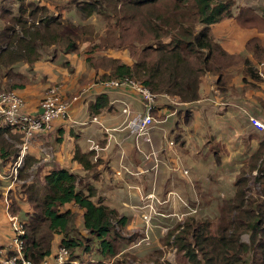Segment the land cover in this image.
I'll list each match as a JSON object with an SVG mask.
<instances>
[{
  "label": "crops",
  "instance_id": "1",
  "mask_svg": "<svg viewBox=\"0 0 264 264\" xmlns=\"http://www.w3.org/2000/svg\"><path fill=\"white\" fill-rule=\"evenodd\" d=\"M230 1L232 16L211 26L214 41L227 56L202 77L197 101L181 102L157 94L150 142L148 137L138 138L129 127L136 114L145 112L140 94L130 87L110 86L108 82L114 80L111 67L89 63L92 58L108 57L133 66L128 51L102 48L84 54L79 48L33 65L11 67L14 77L5 78L4 83L21 85L14 90L24 98L28 112L39 111L47 90L56 84L64 86L69 100L77 99L67 120L53 122L51 130L31 140L22 161L23 134L0 126V131L9 130L3 141L17 150L15 155L0 156V249L9 255L13 251L10 217L25 223L32 212L21 186L43 185L55 170L75 174L79 192L91 195L94 204L109 207L118 217H126L127 240L137 233L146 235L143 215L149 197L165 203L157 206L156 216L161 217L150 223L149 241L122 243L113 257L101 255L97 238L84 227V210L75 203L65 205L63 212L76 214L71 237L91 247L89 252L77 248L73 264H153L154 248L163 249L156 228H161L162 235L168 230L163 221L186 214L185 202L193 207L196 204L191 202H196L202 212L205 199H216L223 186L228 193L233 191L240 168L264 141V131L249 120L251 115L264 123L260 75L264 74V0ZM25 164L29 176L20 179ZM62 242L63 236L56 235L52 255L45 261L53 262Z\"/></svg>",
  "mask_w": 264,
  "mask_h": 264
},
{
  "label": "trees",
  "instance_id": "2",
  "mask_svg": "<svg viewBox=\"0 0 264 264\" xmlns=\"http://www.w3.org/2000/svg\"><path fill=\"white\" fill-rule=\"evenodd\" d=\"M20 15L27 0H15ZM96 0L88 6L91 16L105 2L107 10L115 16L116 29L102 37L99 48H117L129 52L134 61L127 66L114 58H92L89 63L98 67L106 65L114 71L113 78L129 77L140 82L154 94L177 97L181 102H195L199 98L202 77L213 71L214 64L227 56L211 35V26L232 16L230 0ZM1 2V0H0ZM30 7H33L32 4ZM41 9L33 10V21ZM44 10V9H43ZM0 13V20L4 19ZM52 20V19H51ZM48 20L37 27L36 21L22 16L0 27V90L12 91L20 84L4 83L14 77L12 66L20 62L33 65L42 59L39 49L43 43L59 45L64 53L78 52L77 38L59 23ZM10 23V25H9ZM54 25V29L51 26ZM18 28H17V27ZM18 78H21L19 75ZM4 85V88H2ZM7 128V127H1ZM0 131V156L15 155L17 150L3 141ZM17 158V157H15ZM29 167L20 173L27 178ZM261 186L260 197H248L241 186L247 184V175L255 172ZM78 178L68 170H55L44 179V184H23L21 191L28 200L32 212L25 222V257L40 264L52 255L56 235L63 236L62 246L69 250L71 258L77 248L91 251L80 239L71 237L75 232L76 214L61 209L70 203L84 210V227L99 242L103 257H113L125 237L126 217L104 205H96L91 195L77 190ZM233 188L236 196L223 207V227L220 234H211L208 223L190 219L185 223L176 245L194 264H249L244 257L249 247L241 243V237L249 234L251 247L256 251L253 264H264V141L249 162L240 168ZM261 255V256H260ZM252 264V262H251Z\"/></svg>",
  "mask_w": 264,
  "mask_h": 264
},
{
  "label": "rangeland",
  "instance_id": "3",
  "mask_svg": "<svg viewBox=\"0 0 264 264\" xmlns=\"http://www.w3.org/2000/svg\"><path fill=\"white\" fill-rule=\"evenodd\" d=\"M95 1L96 0H27L23 7V11L26 13L25 15H20V6L18 3H16L15 0H1L0 13L4 15V19L0 20V27H3L9 21L18 19L20 16H22L24 20L29 21V26H33L34 22L36 21L35 25L37 27H42L39 26V23L41 24V21L43 25H45L48 20L52 19L51 21H55L54 25H57L59 23L62 27H64V29L71 32L77 38L76 41L77 43H79L81 53L94 54L96 52H100L99 50H102V48H99V45L103 40L102 37H104L109 32V30L116 29L114 20L115 16L109 18V15L112 14V11L109 8L107 10L108 6H106V2L100 8H97V11H95V13L91 16L87 14L88 6H84L85 3L92 2L91 5H93ZM122 1L124 0H116L115 2L121 3ZM31 4L33 7H30ZM36 6H38L41 10L39 11L35 21H33L32 12L36 9ZM54 25L51 26V29H54ZM62 52L63 51L61 50L60 46L57 44L50 45L47 43H43L41 48L39 49V53L41 54L42 59L45 60L52 59V57H61ZM113 53L118 54L115 52ZM21 64H23V62H20L18 65ZM256 176V171L248 174L247 184H243L241 186V189L245 190V193L248 197H260L259 193L261 192L262 188L258 184L257 180H255ZM232 189L233 191L231 193H228V188H225L223 186L221 192L217 193V195L219 196H217L216 199H205L202 212H199V206L196 202L193 203L189 201L192 204L196 205L193 207L192 205L185 202L184 206L187 209L186 214L182 216H174L175 218H167V222L163 221V223L165 224L164 227L166 229L168 228V230L165 231L162 235L161 228H156V235L157 238L162 242L163 249L158 248L156 250V248H154V254L157 255V258L153 259L152 263L194 264L187 258L183 251H180L178 249L176 245L183 226L187 221L194 217V219H196L197 221L208 223V230H210V233L218 237L217 235L220 234L223 227V215H225V213L222 212V209L238 194H236V189ZM147 202L148 203L145 205V208L148 209L147 212L150 209L148 208V205H152L153 207L151 214L152 222V220H156L160 216H156L158 214L157 206L163 205L165 203L158 201L154 197L148 198ZM193 209H196L198 211L194 214H190ZM154 216H156L155 219H153ZM156 224H160V221H157ZM75 234H77V230ZM144 238H146L144 232L137 233L129 238V243L123 242V246H128V244L131 243L137 245V243L142 242ZM241 243L249 247L248 250L250 251V253L246 254L244 258L249 261V264H251V262L253 264V261L256 259V251H253L254 248L251 247L252 243L250 235L244 234L241 237ZM161 257H164V261L160 260Z\"/></svg>",
  "mask_w": 264,
  "mask_h": 264
},
{
  "label": "built area",
  "instance_id": "4",
  "mask_svg": "<svg viewBox=\"0 0 264 264\" xmlns=\"http://www.w3.org/2000/svg\"><path fill=\"white\" fill-rule=\"evenodd\" d=\"M260 75L264 79V74L262 72ZM108 83L114 88L124 86L130 87L140 94L144 103L145 112L136 114L133 119L130 120L129 127L131 132L138 138L142 136L148 137L147 141L150 142L148 135L155 122L152 111L155 107L157 95L143 86L140 82L129 77L114 79ZM75 99L77 98L69 100L66 97L64 86L62 84H56L47 90L40 103L39 111L28 112L26 110V102L19 93L15 90H0V126L15 129L23 134L24 142L19 158L20 161L24 158L31 140L36 135L51 130L53 122L57 120H67L69 118L70 108ZM124 113L129 114V109L125 108ZM249 120L255 128L264 131V123L262 121L251 115H249ZM94 121H98V119L95 118ZM148 208H150L149 211L143 215V219L147 224L146 238L143 239V242L149 241V222H151L153 207L152 205H148ZM196 212L197 210L193 209L190 214ZM10 221L14 232L12 239L13 251L9 255V252L0 249V264H34L25 257V223L17 216H11ZM40 264H73V261L69 250L61 246L53 262L44 261Z\"/></svg>",
  "mask_w": 264,
  "mask_h": 264
}]
</instances>
